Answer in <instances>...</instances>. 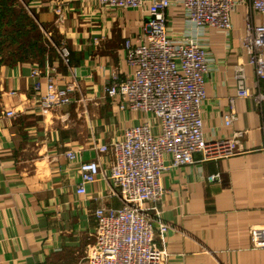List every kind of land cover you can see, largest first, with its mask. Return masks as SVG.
Wrapping results in <instances>:
<instances>
[{
  "label": "crops",
  "instance_id": "obj_1",
  "mask_svg": "<svg viewBox=\"0 0 264 264\" xmlns=\"http://www.w3.org/2000/svg\"><path fill=\"white\" fill-rule=\"evenodd\" d=\"M26 2L53 50L0 65V264H86L94 209L118 206L119 200L106 196L109 184L101 176L77 194V163L97 157L103 167L111 154L96 151L94 143L119 137L143 117L120 110L104 88L113 71H128L123 41L141 33L147 15L105 8L96 0ZM166 14L171 32L179 35L181 10ZM242 18L239 7L231 14L228 37L213 30L204 35L211 61L201 114L208 138L244 134L231 142L226 157L199 161L196 153L193 163L162 174L163 193L150 204V214L156 232L158 221L168 225L156 237L167 253L164 264H264V248H252L249 238L250 226L264 224V100L255 106L249 98H235L236 120L229 127L222 121L234 95V66L246 60L238 39ZM61 45L67 61L59 54ZM34 67L38 75L31 74ZM245 71L253 86L252 69ZM47 75L60 87L73 85L72 102L41 114L34 84L43 88ZM260 87L264 92V81ZM66 151H74L76 159H68Z\"/></svg>",
  "mask_w": 264,
  "mask_h": 264
},
{
  "label": "built area",
  "instance_id": "obj_2",
  "mask_svg": "<svg viewBox=\"0 0 264 264\" xmlns=\"http://www.w3.org/2000/svg\"><path fill=\"white\" fill-rule=\"evenodd\" d=\"M105 8L137 9L146 13L141 33L123 41L128 71H113L105 86V96L117 101L120 110L142 114L121 135L107 143H94L96 151L111 154L102 167L97 157L79 160V181L75 192L85 194V184L104 178L106 196L119 200L118 206L102 203L94 211L93 240L85 256L86 264H164L167 253L156 244L157 235L168 225L158 221L154 228L150 209L163 193L162 174L171 168L199 161L226 157L231 142L242 137L208 138L202 126L201 106L205 99V75L211 61L204 37L208 30L228 37L233 29L231 14L243 8V33L238 38L246 60L233 69L234 95L228 99L223 125L237 118L235 98H249L260 106L264 92V0H96ZM182 12V30L174 35L167 23V10ZM60 15V8L55 7ZM68 60V50L59 46ZM252 69L253 86L246 82L245 67ZM40 73L37 67L31 74ZM255 89V91H254ZM73 85L60 87L53 77L45 76L44 87L37 82L34 92L41 114L72 102ZM12 116V110H6ZM65 156L76 159L74 151ZM212 178L213 176H208ZM252 248H264V224L249 228Z\"/></svg>",
  "mask_w": 264,
  "mask_h": 264
},
{
  "label": "rangeland",
  "instance_id": "obj_3",
  "mask_svg": "<svg viewBox=\"0 0 264 264\" xmlns=\"http://www.w3.org/2000/svg\"><path fill=\"white\" fill-rule=\"evenodd\" d=\"M26 3V0H0V8L6 6L4 11L7 12L0 20V65L19 57L37 58L45 50L49 52L53 50L51 42L48 41L50 36L47 38L41 32L43 36L41 37V29L34 28L35 21L32 14L27 11ZM20 12H26L29 18H24ZM18 18L23 19V31L20 33L12 29V23H16ZM42 47L44 48L43 52L38 54Z\"/></svg>",
  "mask_w": 264,
  "mask_h": 264
},
{
  "label": "trees",
  "instance_id": "obj_4",
  "mask_svg": "<svg viewBox=\"0 0 264 264\" xmlns=\"http://www.w3.org/2000/svg\"><path fill=\"white\" fill-rule=\"evenodd\" d=\"M2 5V4H1ZM6 6H3V7H1L0 8V20L2 19V17L7 13V12H5L4 10H6V9H4ZM19 13V12H18ZM21 13V16H23L24 18L26 17L27 19L29 18V15L26 13V12H20ZM22 20L23 19H21V18H18V21H16V23H12V29H13V31H18L19 33L21 32V31H23V22H22ZM18 23V24H17ZM34 25H35V29H39V27H38V25L36 24V23H34ZM37 27V28H36ZM40 34H41V37H43L42 36V33H41V31H40ZM42 41H44V40H42ZM41 41V42H42ZM43 43V42H42ZM43 45V44H42ZM33 46V45H32ZM43 50H44V48L42 47V49L40 50V52L38 53V54H41L42 52H43ZM20 58H22V57H20ZM28 58V57H27ZM11 60V59H10Z\"/></svg>",
  "mask_w": 264,
  "mask_h": 264
}]
</instances>
